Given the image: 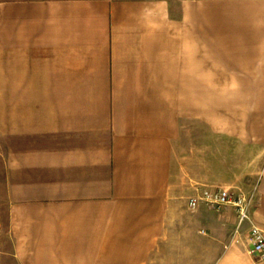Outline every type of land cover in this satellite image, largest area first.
<instances>
[{"label": "crops", "instance_id": "0c3cea01", "mask_svg": "<svg viewBox=\"0 0 264 264\" xmlns=\"http://www.w3.org/2000/svg\"><path fill=\"white\" fill-rule=\"evenodd\" d=\"M0 132L16 264H264V0H0Z\"/></svg>", "mask_w": 264, "mask_h": 264}, {"label": "built area", "instance_id": "2783aa9c", "mask_svg": "<svg viewBox=\"0 0 264 264\" xmlns=\"http://www.w3.org/2000/svg\"><path fill=\"white\" fill-rule=\"evenodd\" d=\"M200 202L206 203L215 210H221L227 205H232L237 214V225L233 236L239 234V229L245 221H250L249 206L251 195L236 192L227 187L197 188L196 193L189 198L188 205L191 208L198 206ZM247 252L258 261L264 263V229L251 223L247 234Z\"/></svg>", "mask_w": 264, "mask_h": 264}, {"label": "rangeland", "instance_id": "374dc122", "mask_svg": "<svg viewBox=\"0 0 264 264\" xmlns=\"http://www.w3.org/2000/svg\"><path fill=\"white\" fill-rule=\"evenodd\" d=\"M8 141L0 132V264H16L14 259V246L12 236L8 230V222L6 215V206L3 191V158L2 150L4 144ZM236 191V190H233ZM247 196H250L246 194ZM236 212V211H235ZM237 217V214H236Z\"/></svg>", "mask_w": 264, "mask_h": 264}]
</instances>
